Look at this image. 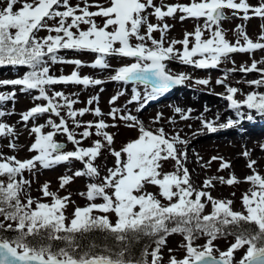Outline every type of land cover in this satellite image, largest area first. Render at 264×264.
<instances>
[{"label":"snow or ice","instance_id":"1","mask_svg":"<svg viewBox=\"0 0 264 264\" xmlns=\"http://www.w3.org/2000/svg\"><path fill=\"white\" fill-rule=\"evenodd\" d=\"M226 10L245 21L252 17L264 20V0L255 5L249 0H187L186 3L161 0L159 4L155 0H93L92 3L81 0L75 5L70 0H3L0 66H26L27 70L17 78L0 80V87L18 86L22 93L38 90L33 99L44 103H35L20 114L25 125L44 115L48 118L44 124L33 123L29 130V135L34 137L28 147L33 153L30 158L21 160L0 153V264H165L163 249L173 234L183 237L184 255L180 258L169 255L167 264H264V175L257 171L255 160H248L251 174L244 177V182L251 187L241 197L242 210H234L232 200L214 197L208 189L214 188L216 182L231 186L241 181L230 174L227 178L206 177L201 187L194 186L184 162L187 153L180 147L187 141L178 132L169 134L164 127H146L127 109L113 107L107 116L138 131L135 139L117 150L113 146L114 135L108 131L116 125L106 122L99 106L76 109L74 105L78 101L73 96L51 90L61 84L88 87L104 83L81 75L83 62L61 56L62 50L95 54L88 66L101 70L111 68L110 57L129 58L132 62L116 67L108 79L145 86L143 95L134 86L128 101L129 104L142 101L136 109L139 112L149 100L189 78L184 73H172L166 62L179 60L196 68H215L230 54L264 50V25L256 40L249 37L243 25L236 26L234 43L226 38L221 26L222 21L229 19ZM177 15L181 21L194 19L203 23H198L193 32H185L183 39H168L166 33L171 26L164 21ZM151 17L157 23H152ZM97 18L102 23H97ZM41 30L48 34L39 36ZM155 32L160 33L159 39L153 35ZM205 32L210 33L207 38ZM178 44L181 48L176 47ZM57 63L75 68L67 75H53L51 66ZM261 64L264 59H253L250 65L238 69L245 73L259 72V79L246 81L257 88L264 86ZM197 83L207 85L209 81L201 79ZM216 83L225 86L229 107L236 109L238 116L242 115L239 111L242 106L264 116V93L251 91L237 100L239 89L226 84L224 79ZM15 95V91L0 92V102L13 100ZM122 95L123 91L117 92L109 103L115 104ZM97 100L98 96H92L87 103L92 105ZM174 111L182 120L190 118L191 110L186 112L177 106ZM87 112L97 119H78ZM5 115L0 111V117ZM246 118L251 120L253 116L249 114ZM161 119L162 113H158L154 122ZM200 119L207 131H217L213 121ZM235 123L238 121L229 119L218 127L227 128ZM45 127L51 130L44 131ZM75 129L82 131L77 133ZM57 134L65 135L73 150L66 151L64 143L55 139ZM93 135L97 139L83 146V141ZM16 136L12 126L0 122V137ZM8 147L15 149L17 145L10 142ZM104 151L115 162L112 167L105 165L102 169L96 162ZM243 155L249 157L250 153L246 150ZM169 159L175 162V170L163 172L162 163ZM218 159L221 161L218 170L230 167L222 157L216 156L201 166L208 167ZM73 160L82 167L72 175L59 177V187L63 189L76 177L88 178L86 191L79 193L88 203L75 207L69 217L66 208L72 202L70 194L60 196L50 191L49 182H45L40 192L42 197L50 198L49 202L34 199L27 192L31 180L24 174L35 173L38 166L50 169ZM149 185L156 186L158 194L147 191ZM98 199L102 202L97 203ZM208 204L211 210L206 213ZM94 233L104 239L96 241ZM201 237L205 243L196 244ZM228 237L233 239L225 250L216 246L217 239ZM144 239L154 246L149 251L146 245L136 256L133 245ZM172 251L168 249L170 254ZM238 252L242 255L237 260Z\"/></svg>","mask_w":264,"mask_h":264},{"label":"rangeland","instance_id":"2","mask_svg":"<svg viewBox=\"0 0 264 264\" xmlns=\"http://www.w3.org/2000/svg\"><path fill=\"white\" fill-rule=\"evenodd\" d=\"M70 2L75 5L80 3L81 0H70ZM90 3L93 0H89ZM157 4L161 3V0H155ZM165 3H175L178 0H164ZM179 2H187V0H179ZM3 0H0V5H2ZM250 4H258L259 0H249ZM95 10V9H91ZM226 14L229 16V19L222 21V28L225 30L226 38L230 42H235L236 40V26L243 25L245 30L250 38L256 40V38L260 35L261 32V25H264V20L259 17H252L251 19L245 21L242 20L239 16H232L231 10H226ZM152 23H157L155 17H151ZM169 24L171 27L169 28L168 32L166 33L168 39H183L185 32H193L195 26L199 23L202 24L203 20H194V19H186L181 21L179 16L177 15L175 19L173 18H166L164 21ZM49 24H52V21H48ZM97 23H102L100 18H97ZM82 27H84L82 25ZM48 33L45 30H41L39 32V36L43 37ZM153 35L159 39L160 33L155 32ZM210 33L205 32L204 38H207ZM135 42V41H133ZM177 48H181V45H177ZM61 56L67 59H79L85 65L79 69L81 75H88L92 76L93 78L101 79L104 83L96 86H88L84 87L83 85H76V84H61L54 86L53 89L55 91H62L66 95L73 96L78 102L74 105V108H94L99 106L101 111L105 114L104 119L109 124H115L116 127H110L108 131L114 135V147L119 150L125 143H127L131 139H135L138 135V131L126 126V124L120 120H112L111 117L107 116V113L113 108H122L127 109L131 114L136 115L146 127L155 129L159 127H164L167 129L166 132L169 134H173V129L176 128V125L170 128L169 125V116L171 115V106L164 103L169 102L170 100H165L167 98H173L172 95L166 97L162 96L160 99L158 98L155 101L147 102L144 104V107L140 109L139 112L136 109L139 107L141 102H132L131 104L128 101L131 99L132 95V88L135 86L138 91L143 92L145 91V86L143 84H136L134 85L132 82L125 84L124 82H117L108 79V77L113 73L116 67H119L122 64L131 63L132 60L129 58H122V57H110L109 63L111 68L106 70H101L99 68L93 69L90 65L92 61L95 59V54L89 52H75L72 50H62L59 53ZM253 59L257 61H261L264 59V50H255L253 53H233L230 54L228 59L223 60L218 67L215 68H196L192 65H186L181 63L179 60H173L166 62L168 69L172 73H184L189 78L185 80V82L181 85H175V90L180 88H185L186 90L192 91V93H199L211 90L213 94H219L223 99V105L229 107L230 101L226 99V88L224 85L217 84L216 81L218 79H224L225 83L236 87L240 91L238 94L241 97H244L245 94L251 91H260L264 93V86L257 88L256 86L251 87L249 85H245L242 82V79L251 78V79H259L258 72H250L245 73L239 71V67L241 65H250ZM259 66H264L261 64ZM75 68L74 65L71 64H64V63H57L51 66V74L53 75H60V74H70L71 71ZM237 69L236 71H229L230 69ZM27 70L26 66H0V80L4 79H14L18 76H22L23 73ZM201 79H207L209 83L207 85L198 84L197 81ZM15 91L16 95L13 100L3 101L0 102V111H4L6 115L4 117H0V122L7 123L9 126H12L17 136L13 139L12 137H0V153L5 156H15L18 159H27L30 158L33 153L28 151V147L33 142L34 137L29 135V130L32 127L33 123L35 124H44L48 118L47 115L41 116L39 119L29 122L25 125L21 122L20 114L27 111L31 107L34 106L35 103H44V101H35L33 99L34 96L38 95V90H31L30 92H20L19 87L17 86L13 89L12 86H5L0 87V92H10ZM123 91L124 95L120 96L119 99L115 102V104H110L109 101L113 95H116L117 92ZM75 94V95H73ZM168 95V94H166ZM92 96H98V100L89 105L87 101ZM242 100V99H241ZM240 110H249L246 106H242ZM254 111V110H250ZM255 112V111H254ZM162 113V119L160 122H154V117L158 114ZM237 111L235 112V114ZM257 114V113H256ZM53 119H57L55 116L52 117ZM81 121H94L97 119L92 112H87L83 117H78ZM69 125H71V121H69ZM74 127V126H73ZM51 130L48 127H45L44 131ZM77 133L82 131V129H75ZM79 138V137H78ZM55 139L58 142H62L65 145V150H73V145L67 141L66 136L63 134H57ZM97 139L95 135H93L90 139L83 141V146H88L91 144L92 140ZM10 142H13L17 145L15 149L9 148L8 145ZM258 145V151L260 155L255 160L257 163L255 165L257 171L264 175V149L261 148V145H264V135L263 137L256 142ZM181 149L185 151L186 148L189 147V144L180 145ZM231 147V142L225 144V148L222 146L221 148L224 150H229ZM212 149L207 147H203L202 149L198 150L197 159L194 161L195 164H198L200 169L198 171L193 170L192 165L187 162V158L184 161L185 166L190 171L191 181L194 186L201 187L203 181L206 177L212 176H223L225 178L228 175L232 174L233 170H218L219 163L217 161H212L208 167H202V164H207L208 161L211 160L212 156L210 153ZM221 157L224 158L225 156L229 158L228 154H221ZM201 159H200V158ZM114 157L110 155L108 151H104L101 157L97 160V164L100 165L103 169L105 165L107 167H112L114 165ZM248 164V161L246 162ZM82 165L78 161H71L70 163H64L55 165L50 169H43L39 168L35 173H28L26 172L24 175L26 178L31 180L30 187L27 188V192L34 198V199H41L44 202H49L50 198L42 197L40 192L41 185L45 182H49V190L52 192H57L60 196H65L70 194V200L72 201L67 205L66 208V215L71 217L75 207L86 206L88 201L82 197L79 193L86 191V184L89 182L88 178L86 177H76L66 185L63 189L59 187V177L67 174L72 175V173L81 168ZM175 170V162L171 159L164 161L162 163V171L163 172H170ZM102 171V175H103ZM228 174V175H227ZM251 174V170L248 169L247 175ZM241 182L233 184L231 186L227 184H220L216 182L215 187L208 189L212 196L225 199V200H232L234 205V210L240 211L242 210V202L241 197L242 195L251 187V185L247 182H244V179H241L242 174L236 173L234 174ZM147 191L158 194V188L156 186H147ZM97 203L102 202L101 200H97ZM167 203L166 201H163ZM98 214V213H97ZM114 219V217H113ZM232 237L228 238H219L215 241L217 247L221 250H225L228 246ZM183 243V237L179 234H173L168 237L167 239V247L163 249V256L165 264H167V259L169 255H175L176 257L180 258L184 255V249L181 247ZM205 243V238L201 237L196 240V244L203 245ZM168 249H172V253L168 252ZM242 252L236 253V259L238 260ZM150 260V257H148Z\"/></svg>","mask_w":264,"mask_h":264},{"label":"bare ground","instance_id":"3","mask_svg":"<svg viewBox=\"0 0 264 264\" xmlns=\"http://www.w3.org/2000/svg\"><path fill=\"white\" fill-rule=\"evenodd\" d=\"M260 75L258 72L257 76L260 77ZM251 80L255 79L244 78L242 82L245 85H249L246 81ZM249 86L254 87V85ZM171 93L174 94L173 98H167L165 100L170 101L164 102L171 106V115L168 118L169 125H171L170 128L176 125V128L173 129V134L178 132L181 138L189 144L185 151L187 153V162L192 165L193 170L198 171L200 169L199 165L194 163L198 156V150L208 146V148L212 149L210 153L212 157H221L220 153L223 155L228 154L229 158L226 156L223 158L224 161L230 164L227 170H233L232 174L241 173V179H244L249 169L246 162L249 158L256 159L260 155L256 142L264 135V116H260L250 110H239L242 115L238 116L237 113L235 114L236 109L223 105L224 99L219 94H213L211 90L195 94L185 88L177 90L171 88L161 97H168L172 95ZM243 98L238 93L235 96L237 100ZM177 106L186 112L191 110L188 112L190 118L186 120L180 119V114L174 111ZM249 114L253 116V119L249 120L246 118ZM201 117L213 121L217 125V131H207L201 122ZM229 119L238 121V123L227 128L218 127L219 124L227 123ZM167 127L165 129L168 131ZM230 142L231 147L229 150L221 148L222 146L225 148V144ZM246 150L250 153L249 157L243 155ZM216 161L220 167L221 161L219 159Z\"/></svg>","mask_w":264,"mask_h":264},{"label":"trees","instance_id":"4","mask_svg":"<svg viewBox=\"0 0 264 264\" xmlns=\"http://www.w3.org/2000/svg\"><path fill=\"white\" fill-rule=\"evenodd\" d=\"M210 210H211V206H210V204H209L208 207H207V205H206L205 212L207 213V212H209ZM6 235H8V236H13L14 233H6ZM92 235L95 237L96 241H102V240L104 239V237H103L101 234H99V233H94V234H92ZM146 245L149 247V251L151 250V247L154 246V245L152 244L151 241H149L148 239H144V240H142V241L136 242V243L133 245V253H134L136 256H139L140 253H141V251L143 250V248H144Z\"/></svg>","mask_w":264,"mask_h":264}]
</instances>
